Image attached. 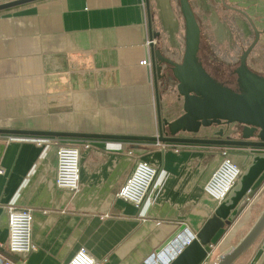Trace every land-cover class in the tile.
Returning a JSON list of instances; mask_svg holds the SVG:
<instances>
[{
    "label": "crops",
    "instance_id": "1",
    "mask_svg": "<svg viewBox=\"0 0 264 264\" xmlns=\"http://www.w3.org/2000/svg\"><path fill=\"white\" fill-rule=\"evenodd\" d=\"M221 1L227 9L254 19L261 32L256 47H262L264 0ZM190 2L199 24L214 20L210 16L220 10L217 0ZM149 19L158 34L156 48L180 61L185 46L180 0H39L1 11L0 128L157 134L151 64L141 63L151 55L146 46ZM248 64L252 68L249 59ZM171 82L158 81L162 115L170 120L178 112L177 106L171 112L166 108L172 98L166 96L164 85ZM174 100V106L183 108L178 97ZM9 136L0 134L3 263L9 257L16 261L7 252L6 207L11 203L33 209L36 245L24 261L13 264H67L81 246L99 264L148 263L153 253L163 250L170 256L184 246L218 206L203 192L222 159L218 145L45 136L50 140L43 146ZM69 140L81 148L78 193L55 185L56 150ZM173 147L183 149L175 152ZM231 148L233 159L239 155L249 163L250 148ZM140 159L156 165L160 173L145 203L137 208L116 194ZM253 189L257 193L251 196ZM263 199L264 173L232 224L218 232L212 246H206L218 262L252 227L264 208V203L258 207L256 203ZM263 244L264 240H257L235 264H251Z\"/></svg>",
    "mask_w": 264,
    "mask_h": 264
},
{
    "label": "water",
    "instance_id": "2",
    "mask_svg": "<svg viewBox=\"0 0 264 264\" xmlns=\"http://www.w3.org/2000/svg\"><path fill=\"white\" fill-rule=\"evenodd\" d=\"M39 0H9L0 3V12ZM180 8L185 21V46L180 61L162 54L154 44L150 45L151 69L153 73L158 119V134L128 135L80 133L66 131H46L0 128V134L31 135L47 137L101 138L130 141H155L159 143L206 144L250 148L249 163L229 196L214 211L196 237L186 245L170 264H199L208 254L210 246L221 229L230 226L237 217L240 207L253 185L264 173V75L250 68L248 58L260 40L261 32L254 19L242 13L250 21L255 38L240 56L236 68L237 88H231L218 81L200 59L201 26L190 0H180ZM150 37L154 33L149 19ZM166 65L167 73L163 72ZM177 80L178 99L183 103V113L173 120L163 117L161 112L160 79ZM239 123L243 125L241 139L196 138L179 136L181 132L196 133L203 127ZM223 136L224 129L215 133ZM233 154V153H232ZM160 173V170H159ZM158 173V175H159ZM179 231H177L178 233ZM175 233L167 242L175 237ZM264 233V208L245 236L228 251L217 264H235ZM264 247V244H263ZM261 248L251 264L264 263V248ZM0 264H4L0 261ZM147 264V263H144Z\"/></svg>",
    "mask_w": 264,
    "mask_h": 264
},
{
    "label": "built area",
    "instance_id": "3",
    "mask_svg": "<svg viewBox=\"0 0 264 264\" xmlns=\"http://www.w3.org/2000/svg\"><path fill=\"white\" fill-rule=\"evenodd\" d=\"M9 0H0V3ZM155 43L150 35L147 37L146 46L150 50V45ZM148 50V51H149ZM150 52V51H149ZM143 65L150 66V55L141 62ZM158 134V133H157ZM10 140L33 141L38 145H47L50 138L45 136H9ZM166 144V143H164ZM86 148L89 144L85 145ZM222 159L219 165L214 169L209 179L203 186L204 194L212 201L220 204L231 193L233 188L238 183L243 174V168L233 158L230 146H219ZM175 152L180 151V147H173ZM264 151V149H262ZM129 154H132L129 151ZM57 167L55 185L59 189L69 191L71 193H78L81 186V148L76 144H61L57 147ZM4 173V169H0V174ZM158 167L146 160H138L125 183L117 192V197L133 204L137 208H141L146 201L152 187L158 178ZM249 194V193H248ZM8 216V250L11 253L17 254L21 257L20 261H24L27 255L36 249V245L32 239L34 211L29 207H19L14 203L6 207ZM196 233L192 234L190 239L184 242L179 250H173L169 256L160 251L153 253L147 260L149 264H170L177 255L188 245L194 238ZM2 245L0 244V247ZM212 246V244L210 245ZM162 254L166 256L164 262L161 261ZM19 261V262H20ZM218 257L213 256L208 252L204 260L199 264H217ZM147 263V264H148ZM4 264H13L10 261H5ZM67 264H99L85 246H81L76 254Z\"/></svg>",
    "mask_w": 264,
    "mask_h": 264
},
{
    "label": "rangeland",
    "instance_id": "4",
    "mask_svg": "<svg viewBox=\"0 0 264 264\" xmlns=\"http://www.w3.org/2000/svg\"><path fill=\"white\" fill-rule=\"evenodd\" d=\"M232 2L237 5L236 2L234 1ZM219 3H220V6H219ZM217 5L220 7V10L218 8L216 9L219 12L216 11L215 14L212 15L213 17L210 16V18L214 20L211 21L210 19V20L200 21L201 45H200L199 56L204 66L206 67V69L218 81L222 82L223 84L227 86H230L231 88L236 89L237 88V75L235 73V70L240 64L241 54L243 53L245 49L248 48V46L254 40L255 32H254V29L250 21L243 14L239 13L238 11L232 10V9H227L225 6H223L221 0H217L216 6ZM243 33H245L246 37H244ZM261 45L262 47L257 46L254 49V51L250 54V58L248 59L250 60L252 68L256 71L258 70V72L260 69L261 74L264 75V38H263V44ZM256 49H259V52L256 51V54L253 55ZM176 85H177V80L175 79H172V82L168 86L164 85L166 96L169 97L170 95L172 98L171 100H168V107L166 108H170L169 112H171V109L175 110L178 108V112L180 114L178 112L175 114L181 115L183 113V108H179L181 107V106H178L179 104H176L174 106V102H175L174 99L175 98L177 99V96H178ZM161 91L163 92V90ZM160 102L162 105V101ZM161 112H162V106H161ZM175 114L170 116L172 120L179 116L178 115L177 117H175L176 116ZM157 123H158V119H157ZM218 127H220V125H212L210 127H205L207 129H204L203 127L201 128L199 132H196V133L181 132L179 136L185 137V136L190 135V136H195L196 138H202L205 135L213 136L214 131H216ZM241 132H242V128L239 134L238 133L233 134L236 137L235 139H239L241 137ZM157 133H158V130H157ZM64 144L78 145L77 142H75L74 140H69L65 142ZM180 149H183V147H180ZM231 151H233L232 148H231ZM234 160L239 165L243 166V169H245L246 164L248 163L246 162L245 157L240 158L239 155H236ZM256 193H252L251 196L256 195ZM263 203H264V199L261 200V202L259 203L257 202L256 207L263 205ZM245 205L242 204L240 208L243 209ZM228 227L229 226H227V228ZM260 239L261 241L264 240V233L258 239V241Z\"/></svg>",
    "mask_w": 264,
    "mask_h": 264
},
{
    "label": "flooded vegetation",
    "instance_id": "5",
    "mask_svg": "<svg viewBox=\"0 0 264 264\" xmlns=\"http://www.w3.org/2000/svg\"><path fill=\"white\" fill-rule=\"evenodd\" d=\"M221 128L224 129V135L219 137L215 135V132L220 130ZM241 128H243L242 124L239 123H232V124H225L223 123L222 125H220V127H218V129L216 131H214V135L213 136H203L202 138H221V139H235L236 137L233 134L236 133H240ZM204 129H207L204 127ZM185 137H195V136H185ZM241 139V137L239 138ZM233 152V151H232Z\"/></svg>",
    "mask_w": 264,
    "mask_h": 264
},
{
    "label": "trees",
    "instance_id": "6",
    "mask_svg": "<svg viewBox=\"0 0 264 264\" xmlns=\"http://www.w3.org/2000/svg\"><path fill=\"white\" fill-rule=\"evenodd\" d=\"M254 192V189L252 190V192L250 193V194H252ZM7 250H8V248H7ZM9 254H11V255H14L15 256V259H16V261L14 262L13 260H11L10 259V257H9V259L7 258L6 260H4V261H10V262H14V263H16V262H18V261H20V259H21V257L19 256V255H17V254H14V253H11L9 250L7 251Z\"/></svg>",
    "mask_w": 264,
    "mask_h": 264
}]
</instances>
